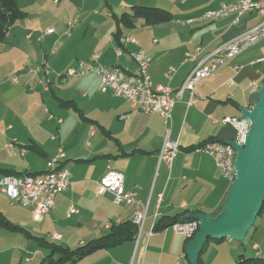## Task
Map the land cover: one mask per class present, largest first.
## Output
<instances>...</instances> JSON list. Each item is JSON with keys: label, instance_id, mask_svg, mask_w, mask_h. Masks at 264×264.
Returning <instances> with one entry per match:
<instances>
[{"label": "crops", "instance_id": "1", "mask_svg": "<svg viewBox=\"0 0 264 264\" xmlns=\"http://www.w3.org/2000/svg\"><path fill=\"white\" fill-rule=\"evenodd\" d=\"M56 1L54 5L61 2ZM73 1L67 0L62 10L66 12ZM83 1L78 16L69 18L67 12V17L56 18L48 27L54 29L53 34H45L48 28L26 34L24 22L11 42L8 33L6 42L0 43V169L18 174L44 173L48 161L62 150V167L72 174L71 185L57 195L54 207L40 222L34 220L32 208L12 205L1 192L0 215L36 238L76 249L106 235L112 222L134 220L135 205H116L110 193L98 195L101 178L108 170H115L124 174L126 190L134 192L137 202L146 208L142 231L133 241L98 251L79 264H174L177 260L190 264L187 239L171 228L153 232V227L158 219L186 211L212 216L226 202L231 183L221 176L213 157L194 148L209 140L228 143L236 139V129L221 120L240 118V108L253 106L264 84V37L201 81L193 99L184 93L168 124L160 114H144L133 109L124 97L101 90L94 73L63 78L69 70L78 68L80 61L91 63L95 53L100 54L101 65L119 66L135 75L138 69L131 54L143 49L151 58L153 86L177 92L197 62L224 43L261 26L264 12H248L238 23L236 13L201 22L198 19L205 12L236 0H103L110 16L97 12L94 18L86 13L87 0ZM257 1L264 6V0ZM39 3L43 4L41 0ZM135 6L168 11L173 20L148 25L134 16ZM19 8L27 14L22 21L29 19V13ZM123 15L130 16L129 25H118ZM99 18H104V24ZM74 19L75 24L70 26ZM117 28L122 38L136 39V43L124 44L120 57L115 52ZM198 49H202L200 55H196ZM189 54L195 57L193 61L188 60ZM33 55L34 65L27 67L24 60L31 61ZM169 67L177 70L171 81L165 78ZM16 76L20 77L14 82ZM57 79L62 87L55 89ZM63 102H72L77 110ZM166 139L179 146L171 168L160 159ZM31 146H37L40 152ZM71 206L78 213L69 215ZM2 233L0 239L4 238L6 245L3 247L0 241V257L15 253L17 248H24L25 253L30 249L29 244L20 245L11 238L23 234ZM54 233L61 240H52ZM23 236L34 241L35 256H42L35 264H41L48 255L43 253L45 249ZM237 249L229 259L211 255L208 262L207 254L204 264H235L241 252ZM32 260L26 259L27 263Z\"/></svg>", "mask_w": 264, "mask_h": 264}, {"label": "built area", "instance_id": "2", "mask_svg": "<svg viewBox=\"0 0 264 264\" xmlns=\"http://www.w3.org/2000/svg\"><path fill=\"white\" fill-rule=\"evenodd\" d=\"M253 11L264 12V6L257 0H236L234 4L223 3L220 8L205 12L199 19L203 18L206 14H215L216 17H222V14L237 13L235 23H238L241 16ZM72 25L73 23H70V26ZM53 33V29H48L45 32L47 35ZM263 37L264 24L224 43L214 52L207 54L197 62L177 92H173L170 87L155 88L153 86L149 71L151 58L143 49L133 52V57H131L136 63L139 73V80L135 82L134 89H127V81H130L127 72L119 66L109 68L101 65L99 63L100 54L98 53L91 56V63L89 64L80 61L78 68L69 70L63 80L73 76L94 73L100 79L101 90L110 91L115 96L124 97L133 109L141 111L144 114H160L164 118L165 124H168L172 120V111L177 101L181 99L184 93H189L191 99H193L197 95L196 87L201 81L216 74L229 60L253 46ZM126 43H136V39L129 36L121 38L120 44L122 47L116 46L115 48L118 57L123 54V46ZM201 51L202 49H198L196 55H200ZM187 58L191 61L195 59L190 54ZM176 71V68L169 67L165 72V78L171 81ZM19 77H14L13 81L17 82ZM198 96L200 97V95ZM221 123L231 125L236 129L237 137L233 142L241 147L246 145L249 131L252 127L249 119L241 120L237 117L224 118L221 120ZM12 146V144L9 145L10 148ZM197 151L213 157L221 176L228 180L231 185L234 183L236 178L235 160L237 152L230 144L210 140L199 147ZM178 152V143L166 139L160 153V159L171 168ZM64 156V152L60 150L58 156L48 165V170L41 175L15 176L0 174V192L8 197L12 205L32 207L34 220L41 221L54 207L55 196L66 191L70 185L71 172L67 169L59 168V161ZM108 193L113 195V202L116 205L136 206L133 222L138 226L140 233L146 217V208L137 202L134 192L126 190L123 173L108 170L101 178L98 195L105 196ZM76 213H78L76 208L71 206L69 208V215ZM171 229L175 233L184 236L187 240H192L199 230V222L193 220L188 223L174 224ZM51 238L54 241L61 240V236L55 233L51 235ZM254 250L256 254H261L257 246H254ZM174 264H180V261L177 260Z\"/></svg>", "mask_w": 264, "mask_h": 264}, {"label": "water", "instance_id": "3", "mask_svg": "<svg viewBox=\"0 0 264 264\" xmlns=\"http://www.w3.org/2000/svg\"><path fill=\"white\" fill-rule=\"evenodd\" d=\"M251 108H240L241 120L249 119L252 127L244 147L228 142L237 152L236 178L218 216L194 213L190 219L199 222V231L188 242L186 255L190 264H198L209 239H233L243 242L255 225L264 206V84L255 95Z\"/></svg>", "mask_w": 264, "mask_h": 264}, {"label": "trees", "instance_id": "4", "mask_svg": "<svg viewBox=\"0 0 264 264\" xmlns=\"http://www.w3.org/2000/svg\"><path fill=\"white\" fill-rule=\"evenodd\" d=\"M133 12L135 17L144 19L148 25L165 24L173 20V15L170 12L158 8L135 6L133 8ZM26 17L27 14L23 12L18 6V0H0V43H5L7 35L10 32V30L19 21L24 20ZM120 23L129 25L130 16L123 15L118 20V25ZM121 38H122V32L119 30V28H117V32L115 33V40L117 43L116 45L118 47H122V45L120 44ZM63 103L67 106L74 105L72 102H63ZM252 105L253 103L251 104V106ZM74 108L77 110L76 107ZM202 145L195 147L194 150H197ZM31 148L33 150L35 149V151L37 152H40V149L37 148V146H31ZM59 168H62V166H60ZM0 174L15 175V176H23V175L36 176V175H41L43 173L18 174L10 170L0 169ZM224 208H225V203L212 216L213 217L218 216L220 213L224 211ZM263 211H264V206L258 218L262 215ZM190 215L191 213L189 211H186L183 214L175 217L158 219L153 227V232H161L165 229L171 228L174 224L191 222L193 220L189 218ZM258 218L256 220V223L258 221ZM256 223L252 228L256 226ZM0 229H3L11 233H21L23 235H26L30 239H34L41 249L47 250L48 255L43 259L41 264H79L85 258L89 257L90 255L98 251L107 250L110 248L120 246L126 242L133 241L134 239H136V236L139 233L138 226L133 221L119 222V223L112 222L109 227V232L106 235L98 239L91 240L76 249H70L63 245H59L55 242H50L44 238H36L32 236L21 226L12 223L3 215H0ZM189 241L191 240H187L186 242ZM223 241L225 240L219 241V240L209 239L206 245L204 246V249L199 257L198 264H204V255L211 243L219 244ZM235 264H264V258H261V254L257 255L256 253H255V258H246L244 255H240L239 260H237Z\"/></svg>", "mask_w": 264, "mask_h": 264}, {"label": "rangeland", "instance_id": "5", "mask_svg": "<svg viewBox=\"0 0 264 264\" xmlns=\"http://www.w3.org/2000/svg\"><path fill=\"white\" fill-rule=\"evenodd\" d=\"M35 1L40 2V0H18L19 7H22L23 9H25L29 13V16H28L29 19H27L25 21H19V23H17L16 26L10 30L9 38H8L9 42L12 41L11 36H13L17 32L18 26L22 25L24 22L26 23V26H25V29L27 31L26 34L33 33L34 30H37V31H39L40 29L42 30V28L44 31H46L48 27H51L50 25L56 20V18L61 19L62 17H65L67 12H68V15H70V16H68L69 18L74 17V16H78L77 13L81 9V6H83L85 4L83 0H74L73 5H71L69 8H67L68 10H66V12H65L62 10V8H65V4H66L67 0H61L60 4H58V5H54L53 0H41L43 4H41L39 2H38V4H36ZM111 1H114V0H111ZM86 6H87L86 13L88 15H91L94 18H95L94 13H97V12H101V14H103V12H104V13L108 14V16H110V12H109V10H108V8H107V6L103 0H87ZM160 8H162V7H160ZM163 9H165V8H163ZM103 19L104 18H99L98 20L101 21ZM75 21L76 20L74 19L71 23L75 24L74 23ZM101 22L104 24V21H101ZM103 26H105V25H103ZM48 29H53V28H48ZM6 48H10V47H6ZM34 60H35V55H33V59L31 61L29 59L24 60V61H26L28 63L29 66L27 65V67H31L32 65H34L33 64ZM42 65H43V62L40 65V67ZM40 67H38V68H40ZM48 71H50V70L48 69ZM16 75H18V74H16ZM54 85H55L54 86L55 89H58V87H62V86H60V82L58 81V79H57V81H55ZM255 101L256 100L254 98L253 105L255 104ZM58 154H59V152H58ZM58 154L50 160L51 161L54 160L58 156ZM62 159H64V158H62ZM62 159L59 161V166H62ZM50 160L48 161V164H49V162H51ZM71 183H72V178L70 181V185H71ZM57 195L55 196V199H56ZM26 208H32V207H26ZM37 222H40V221H37ZM2 232H5V231H0V234H5ZM0 236H2V235H0ZM12 236L13 237H11V238H14L13 242L18 243L20 245L29 244L28 248H30V249L26 250V253H25L24 251H22L24 248H22V249L17 248V249H15V251H16L15 253L12 252V253H10V255L8 254L7 256H1L0 257V264H11V262H12V264H35L39 260H42V256H35V246L36 245L34 246V244H35L34 241L27 240L26 237L23 235H12ZM0 241H1V245H4L3 247H5L6 243H4V241H5L4 238L0 239ZM234 241L235 240L231 239L228 241L225 240V242L223 241L224 243L222 242L223 244H221V245L210 244L206 253H205V255L208 254L207 255L208 262H210L211 255H213V256H219V255L227 256L229 259L235 253L236 246H238L237 251H241L240 253L242 255H244L246 258H255L256 252L253 249L254 244H257V246L259 247V251L261 252V258H264V211H263L262 215L258 218L256 226L250 230V232H249L248 236L245 238V240L243 242L235 241L237 243H234ZM229 250H232V253H230ZM43 253L46 255L48 254V252L46 250H43ZM240 253L237 254V260H239ZM205 255H204V258H205ZM27 258H32L33 263H27V261H26Z\"/></svg>", "mask_w": 264, "mask_h": 264}, {"label": "bare ground", "instance_id": "6", "mask_svg": "<svg viewBox=\"0 0 264 264\" xmlns=\"http://www.w3.org/2000/svg\"><path fill=\"white\" fill-rule=\"evenodd\" d=\"M229 14H231V13H229ZM229 14H222V17H216L215 16V14H206V15H204V17L203 18H201V19H198L199 21H210V22H213V21H216V20H219V19H221V18H223V17H225V16H227V15H229ZM233 14V13H232ZM236 15H237V13H236ZM197 20V21H198ZM235 20H237V17H236V19ZM191 22V21H190ZM190 22H188V23H190ZM178 23V22H177ZM180 23H182V22H179V24ZM184 23H186V22H183V24ZM131 57H133V53L131 54ZM128 76H129V78H130V81H127V89H134L135 88V82H138V80H139V73H138V70H137V73L135 74V75H129V74H127ZM51 161V160H50ZM52 163V161L51 162H49V164L48 165H50ZM258 255V254H257Z\"/></svg>", "mask_w": 264, "mask_h": 264}]
</instances>
